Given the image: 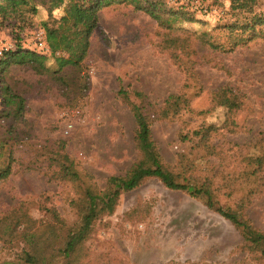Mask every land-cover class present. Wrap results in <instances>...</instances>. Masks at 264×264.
Wrapping results in <instances>:
<instances>
[{"label": "rangeland", "instance_id": "374dc122", "mask_svg": "<svg viewBox=\"0 0 264 264\" xmlns=\"http://www.w3.org/2000/svg\"><path fill=\"white\" fill-rule=\"evenodd\" d=\"M160 2L163 25L134 3L102 7L79 69L68 68L69 87L51 71H4L25 109L0 115V176L10 167L0 177V264H264L203 194L156 177L120 191L109 207L97 198L85 238L69 256L62 251L80 226L86 191L105 196L112 176L145 161L129 107L140 102L136 92L155 114L151 137L162 166L180 183L205 185L215 206L264 231V25L243 24L264 14V0L251 12L230 0ZM46 15L42 7L27 14L22 30L0 23V57L17 42L34 49ZM223 94L233 107L220 104ZM1 99L0 89V112Z\"/></svg>", "mask_w": 264, "mask_h": 264}, {"label": "trees", "instance_id": "16d2710c", "mask_svg": "<svg viewBox=\"0 0 264 264\" xmlns=\"http://www.w3.org/2000/svg\"><path fill=\"white\" fill-rule=\"evenodd\" d=\"M4 1L0 0L1 26L22 30L28 24L23 17L27 14H36L39 7H42L43 11L47 13L46 17L49 18V20L42 21L39 27L43 31L44 39L49 49L47 53L22 47L20 42H17L14 48H9L2 52L0 57V89L3 109L0 115L6 117H21L25 109V98L22 94L16 92L14 87L4 81L2 78L4 71L9 70L11 66H27L38 74L51 71L54 74V79L69 87L73 80V75L71 72L70 79H68V68H72V71L79 69L89 50L90 37L97 26L98 12L102 7L112 3H134L137 8H143L150 15L158 18L160 24H162L160 16L157 14L161 7L160 0H8L3 8L2 3ZM141 1L147 7H142L139 4ZM230 1L233 8L249 12H251V7L255 2V0ZM61 6L64 7L63 14L58 18L53 17V9ZM23 20L25 23L21 24L20 22ZM245 20L243 24H247L246 28L260 27L264 25V14L253 13L245 17ZM172 41L174 40L170 41L169 36H166L163 40L164 47L172 48V44H175ZM211 46L215 45L212 43ZM48 57L53 59L55 68L52 69L49 67V63L47 64ZM77 76H79V73L76 74V82L80 80ZM119 93L126 94L122 89L119 90ZM135 95L140 102H131L129 107L135 122V141L140 148L139 150L143 152L145 161H139L125 176H112L110 181L113 184V188L105 196L98 197L90 191H86V207L81 215L80 226L68 233L62 249L63 253L69 256L74 251L75 245L85 238L96 214L97 198L103 202L104 206L109 207L120 191L133 189L146 177H156L169 189L185 190L196 196L203 194L206 197L208 207L213 208L229 220L240 230L244 241L250 246H256L264 257V231L256 229L250 221L244 219L237 211L215 206L209 188L205 185L194 187L180 183L175 180L170 171L162 166L160 154L155 149V142L151 137L150 126L155 114L146 107L147 104L142 103V93L136 92ZM220 104L230 108L234 106L233 101L224 94L221 96ZM64 169L71 176L75 174L70 171L71 168L68 165H65ZM9 170L10 167L8 165L1 172L0 177L7 175Z\"/></svg>", "mask_w": 264, "mask_h": 264}, {"label": "built area", "instance_id": "2783aa9c", "mask_svg": "<svg viewBox=\"0 0 264 264\" xmlns=\"http://www.w3.org/2000/svg\"><path fill=\"white\" fill-rule=\"evenodd\" d=\"M37 51L47 53L49 51L48 46L44 39L43 31L40 30L36 34L35 48ZM1 54V53H0Z\"/></svg>", "mask_w": 264, "mask_h": 264}]
</instances>
